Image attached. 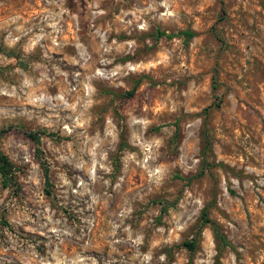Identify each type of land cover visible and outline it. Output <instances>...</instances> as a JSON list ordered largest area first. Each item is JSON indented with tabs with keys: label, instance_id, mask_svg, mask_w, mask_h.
I'll return each instance as SVG.
<instances>
[{
	"label": "rangeland",
	"instance_id": "1",
	"mask_svg": "<svg viewBox=\"0 0 264 264\" xmlns=\"http://www.w3.org/2000/svg\"><path fill=\"white\" fill-rule=\"evenodd\" d=\"M0 150V264H264V0H0Z\"/></svg>",
	"mask_w": 264,
	"mask_h": 264
},
{
	"label": "trees",
	"instance_id": "2",
	"mask_svg": "<svg viewBox=\"0 0 264 264\" xmlns=\"http://www.w3.org/2000/svg\"><path fill=\"white\" fill-rule=\"evenodd\" d=\"M186 35H187V37H192L193 36L192 33H186ZM27 136L37 146L39 145L40 141H39L38 136H36L33 133H28ZM37 152H38V148H37ZM39 160H41L40 157H39ZM41 164L44 165L43 162ZM12 171H13V166H12L10 160L0 150V177H1V182H2L3 187H9L12 184V182H13V175H14L12 173ZM44 175H45L46 181L48 182L49 181V176H48V170L47 169H45ZM206 216H207L206 210L203 209L202 212H201L200 220L204 224L210 223L213 226L214 230L218 233V227L215 224L211 223L210 220H208V218ZM217 238H219L221 241L224 242V237L223 236H217ZM195 243H196L195 240L192 239L191 241L184 242L183 243V246L187 250H189L190 252H192L195 249V246H196Z\"/></svg>",
	"mask_w": 264,
	"mask_h": 264
}]
</instances>
